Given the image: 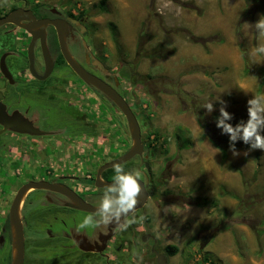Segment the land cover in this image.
<instances>
[{
	"label": "rangeland",
	"instance_id": "obj_1",
	"mask_svg": "<svg viewBox=\"0 0 264 264\" xmlns=\"http://www.w3.org/2000/svg\"><path fill=\"white\" fill-rule=\"evenodd\" d=\"M12 1L0 0V5ZM38 1L64 2L76 15L85 11L93 50L108 55L111 68L120 65L117 80L138 115L142 140L148 131L160 134L154 152L162 165L173 162L172 180L165 185L172 192L160 197L156 211L174 212L172 221L179 222L182 234L179 254L170 263L181 264L190 252L194 264H264V151L237 141L244 146L233 156L228 136L215 123L221 106L217 96L226 101L233 115L228 122L235 126L248 118L247 101L264 95V56L253 55L264 37L245 25L264 16V0H105V11L94 6L100 0ZM72 50L76 52L74 46ZM210 101L214 110L208 114L202 107ZM29 105L39 114L34 121L30 117L34 126L54 136L68 133L56 110L46 117L47 98L36 97ZM104 107L97 112L103 148L95 162L111 159V146L121 154L132 143L120 110L107 100ZM90 115H96L92 108ZM180 131L190 139L188 147L177 139ZM93 144L89 142L90 153ZM220 147L227 149L224 160ZM10 164L0 168V263L8 251L1 230L5 213L31 171ZM92 171L89 167L84 175ZM36 197L37 191L31 193V203L36 204ZM86 215H73V221L80 223ZM29 254L25 247V259L37 257Z\"/></svg>",
	"mask_w": 264,
	"mask_h": 264
},
{
	"label": "flooded vegetation",
	"instance_id": "obj_2",
	"mask_svg": "<svg viewBox=\"0 0 264 264\" xmlns=\"http://www.w3.org/2000/svg\"><path fill=\"white\" fill-rule=\"evenodd\" d=\"M16 8L31 10L35 20H64V42L73 58L85 70L108 82L126 99L117 80L120 65L111 68L107 61L108 55L102 56L93 50V44L88 40L89 28L83 16L73 14L64 2L49 4L38 0H13L7 5H0V17ZM32 21L23 19L20 23L28 25ZM31 29L36 33H43V42L52 69L44 77L46 68L40 37H33L30 31L11 22L1 25L0 65L7 69L8 75L2 72L0 66V103L4 105L8 117L17 116L28 123L25 125L27 129H38L43 133L30 134L10 127L5 128L0 133V168H5L4 165L7 167L9 163H17L19 170H31L18 184L15 192L28 180H45L69 187L86 203L97 207L104 190V187L94 184L98 167L126 152L129 146L121 154H116L118 149L111 146V159L95 162L103 148V139L99 138L103 137V133L98 129V113L105 109V100L108 98L92 85L85 83L67 64L59 47L56 27L52 23ZM30 44L31 61L28 56ZM73 46L76 52H73ZM97 61L104 69L97 65ZM36 97L47 98L46 117L48 111L56 110L60 115V125L68 130L66 135L54 136L53 132H46L33 125L32 120L37 119L39 114L29 102ZM90 108L96 112L94 117L90 115ZM4 127L0 123V130ZM140 128L142 130L141 124ZM91 141L94 144L90 153ZM142 141V158L134 156L125 162H129L128 165L123 166L128 171L138 169L142 172V192L145 191L146 195L142 206L136 208L134 213L137 222L126 231H120L114 225L77 231L79 222L73 221V215L93 212L76 207L70 198L54 190L32 189L22 202L21 218L24 249L26 247L31 252L28 256L35 254L37 257L25 259L24 255V264L33 261L34 264H171L170 260L180 250V225L178 221H172L174 212L156 211V208L163 201L160 197L171 196L172 190L165 185L172 180L173 162L162 165L157 161L161 156L147 146V141ZM39 143L42 147L35 148ZM145 162L148 163V169ZM89 167H92V173L84 175ZM160 187L162 189L159 190ZM35 191L36 204H33L30 195ZM174 196L177 198L180 194ZM7 216L8 211L4 219ZM131 218L130 216L129 219ZM54 223L58 226L54 227ZM5 243L7 245L6 240ZM169 249L173 251L172 254ZM141 256L142 262L136 259ZM186 257H181V264L196 263L193 253L188 252Z\"/></svg>",
	"mask_w": 264,
	"mask_h": 264
},
{
	"label": "water",
	"instance_id": "obj_3",
	"mask_svg": "<svg viewBox=\"0 0 264 264\" xmlns=\"http://www.w3.org/2000/svg\"><path fill=\"white\" fill-rule=\"evenodd\" d=\"M23 19L24 20L32 19L33 21L31 24L24 25L20 23V20H23ZM10 22L27 29L33 34V37H36V38L40 37L42 51H43V55L45 59V68H46L44 77H46L48 72H50V70L52 69V63L45 49V45L43 42V33L42 32L36 33L35 31H32L31 27H38L46 23H52L56 27L59 47H60L61 53L65 61L67 62V64L85 83L92 85L93 87L101 91L109 100L112 101V103L122 113L123 117L125 118L132 143L126 152L113 158L110 161L105 162L100 167H98L96 174H95V178H94V184L97 187H105L107 184L112 183V180L106 181L102 179L101 173L103 170L113 167L112 165L114 162L123 164L129 161L130 159H132L134 156H138L141 158L143 156L144 143L141 138V128H140V124L137 119V116L135 112L133 111V109L131 108L130 104L108 82H106L105 80H102L101 78L85 70L73 58V56L68 51L65 45V42H64V37H63V28H64L63 23H65L64 20L49 19V18H42L40 20H35L34 16L32 15L31 10L23 9V8H16L10 13L0 17V26L6 23H10ZM28 56L31 61V44L28 48ZM96 63L100 68L104 69L103 65L99 61H97ZM0 66L2 67L1 68L2 72L5 75H8L7 69L2 64ZM0 123L5 126L3 129L0 130V133L7 127H10L11 129H14L20 132H27L30 134L43 133V131L41 130L38 131V129H27L25 125H28V123L20 119L17 116L13 118L8 117L5 111V107L2 103H0ZM145 166L148 169L147 162H145ZM141 183H142V188H143V182L141 181ZM40 188H47L50 190H54L56 192H59L67 196L76 204V207L82 210L95 212L97 208L96 206L86 203L74 191H72L69 187L65 185L54 184V183H51L45 180H28L24 182L18 187L17 191L15 192L11 200L9 210H8L9 224L11 227V235H12V238H11L12 253H11L10 264H24V231H23V223H22V218H21V206H22L24 197L30 190L40 189ZM145 195H146L145 191L141 193L137 208L142 206L143 201L145 199ZM202 246L203 245L200 244V249L202 248Z\"/></svg>",
	"mask_w": 264,
	"mask_h": 264
},
{
	"label": "clouds",
	"instance_id": "obj_4",
	"mask_svg": "<svg viewBox=\"0 0 264 264\" xmlns=\"http://www.w3.org/2000/svg\"><path fill=\"white\" fill-rule=\"evenodd\" d=\"M251 29L254 28L259 37H264V16H261L254 24L245 23ZM253 55L264 56V44L258 45ZM221 106L219 116L216 118V127L229 138V150L233 156L240 153L236 150L237 141H242L250 150L264 151V95H253L247 101V120L239 121L233 126L228 121L233 119L229 113L226 101L215 99ZM208 114L214 110L213 101L207 102L203 107ZM200 128V126L198 125ZM203 132V129L200 128ZM115 175L112 183L104 187L99 204L93 213L84 216L82 222L77 225V231L85 228L107 227L114 225L120 231H126L133 223H136L134 213L142 193V172L138 169L125 170L122 164L113 163ZM144 191V189H143ZM132 217L129 219V217ZM142 219V218H141ZM142 262V256L136 257Z\"/></svg>",
	"mask_w": 264,
	"mask_h": 264
},
{
	"label": "trees",
	"instance_id": "obj_5",
	"mask_svg": "<svg viewBox=\"0 0 264 264\" xmlns=\"http://www.w3.org/2000/svg\"><path fill=\"white\" fill-rule=\"evenodd\" d=\"M94 6H97V7H99L101 10H103V11H105L106 10V6H105V0H100L99 2H98V4H94ZM85 14V11H79L78 12V15L79 16H83ZM111 26H112V30H113V34H114V27H115V25H113V24H111ZM124 75V77H126V79H128L127 78V76H126V73H124L123 74ZM136 79V78H135ZM107 99V98H106ZM110 103H112V101L111 100H109V99H107ZM113 104V103H112ZM134 112H135V110H133ZM135 114H136V112H135ZM136 116H137V119H138V115L136 114ZM182 131V130H181ZM180 131V133L178 132L177 134H176V137H177V139L178 140H180V142H181V146L182 147H188L189 145H191V141H190V139L188 138V137H185L184 135L185 134H183V132H181ZM151 135H153V139H150V136ZM146 138H147V146H149V148H152L153 150H155L156 148H155V145L153 144V142H155V141H157V140H159V138H160V134L155 130L154 132H152V131H148L147 132V134H146V136H145ZM143 140H144V137H143ZM164 144V139H162V141H161V145H163ZM242 146H244V145H241V144H235V148H237V147H242ZM220 149H221V157H222V159L224 160L225 158H226V156H227V149L226 148H224V147H220ZM165 150V149H164ZM129 164V162L126 164H122L123 166H126V165H128ZM115 175V172H114V169H113V167H110V168H107V169H105L103 172H102V174H101V176H102V178L104 179V180H110V179H112V177ZM206 201V200H205ZM196 203L198 204V205H202V204H204V203H206V202H204V201H199V202H197L196 201ZM2 227H3V230H2V233H3V235H4V237L6 238L5 240L7 241V245H8V251H7V254L5 255V256H3L2 257V260H1V263L0 264H9L10 263V261H11V247H9V246H11V244H10V241H11V227H10V224H9V221H8V216L5 218V219H3V223H2ZM169 252L172 254L173 253V251L171 250V249H169ZM204 260V259H203Z\"/></svg>",
	"mask_w": 264,
	"mask_h": 264
},
{
	"label": "built area",
	"instance_id": "obj_6",
	"mask_svg": "<svg viewBox=\"0 0 264 264\" xmlns=\"http://www.w3.org/2000/svg\"><path fill=\"white\" fill-rule=\"evenodd\" d=\"M150 139H153V135L150 136Z\"/></svg>",
	"mask_w": 264,
	"mask_h": 264
},
{
	"label": "bare ground",
	"instance_id": "obj_7",
	"mask_svg": "<svg viewBox=\"0 0 264 264\" xmlns=\"http://www.w3.org/2000/svg\"><path fill=\"white\" fill-rule=\"evenodd\" d=\"M23 204V203H22Z\"/></svg>",
	"mask_w": 264,
	"mask_h": 264
}]
</instances>
